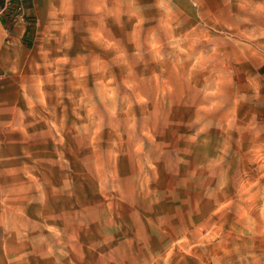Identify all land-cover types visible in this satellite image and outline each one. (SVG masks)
Instances as JSON below:
<instances>
[{"label": "clouds", "instance_id": "obj_1", "mask_svg": "<svg viewBox=\"0 0 264 264\" xmlns=\"http://www.w3.org/2000/svg\"><path fill=\"white\" fill-rule=\"evenodd\" d=\"M17 12L18 33L0 24V62L21 77L28 111L6 127L23 134L32 164L0 170V264H229L242 244L264 264L252 251L264 246V125L259 112L237 119L261 102L264 0H47ZM31 15L65 48L76 28L85 54L48 62L45 52L55 71L25 79ZM39 124L46 131L26 130ZM49 138L55 160L29 150ZM209 212L211 231L189 233Z\"/></svg>", "mask_w": 264, "mask_h": 264}, {"label": "rangeland", "instance_id": "obj_2", "mask_svg": "<svg viewBox=\"0 0 264 264\" xmlns=\"http://www.w3.org/2000/svg\"><path fill=\"white\" fill-rule=\"evenodd\" d=\"M47 0H40L39 7L43 9L45 7ZM131 27L134 28V24L131 25ZM32 33H30L29 38L26 41V46L24 47V52L20 55V69L22 76L25 79L30 78L33 73L40 75L41 77L47 76L49 71H55V68H45V56L44 53L47 52V61L48 62H54L61 59L63 56L67 55L69 59L73 62L77 60V58L81 55L85 54V42L86 38L81 35L80 32L76 30V28L72 29V39H71V45L68 48L63 47L64 44L68 43L67 40L64 39H51V40H45L44 39V29L42 28L40 32L38 33L37 30L32 29ZM52 35L59 38V32L56 30H53ZM57 49H61V51H57ZM30 54V56H29ZM70 66H65L63 69V72L65 74H68ZM259 75L260 77L264 78V67H261L259 69ZM17 77V80L19 81V84H21V77L14 75L13 77ZM244 80L246 82L247 80V73L244 75ZM45 91H50L51 89L48 86L44 87ZM5 96L13 97V104L14 108L7 109L4 114L8 116L10 119L2 122L0 124V142H2V146H0V156L3 157H11V159H7L4 161V163H0V170H3L4 168L8 167H14V168H20L23 167L25 164L31 165L32 160L28 159L24 155V148L25 145L22 143L24 137L23 134L19 131H12L10 128L6 127L7 125H15L19 122L20 117L17 112V110L27 113V103L23 98L22 89L20 87V92L18 94H10L7 93ZM261 102L255 105L251 106H245L242 105L240 109H238L237 112V119L239 121H242L244 123H247L248 120L251 119L252 112H259L260 119L258 120V123L261 125H264V80L261 81V92H260ZM64 103L66 105L69 104V101L65 100ZM251 109V110H250ZM63 110L60 108H57V114L62 112ZM69 115L71 116V113L69 112ZM32 122V118L25 115L24 117V123L25 125L30 124ZM47 126L44 124H39L35 128H27L26 130L31 135L32 133L37 132H43L46 131ZM215 135L218 137L219 134L215 133ZM234 138H235V134ZM262 139H264V135H262ZM249 140L245 141L244 145V151H247L248 147L250 146ZM30 151H32L34 154L38 153L41 157H50L51 159L55 160V152L53 151V143L51 139L49 138V143L44 146L40 147H31L29 148ZM209 157H214V152L209 150ZM58 171V169H57ZM35 175L39 176V173H34ZM47 175V173H45ZM230 176H232V172L229 173ZM249 175L251 179L256 178V174L254 172H249ZM261 184H264V180L260 181ZM5 187H11V184L5 185ZM235 189L231 186L229 187V196L234 197L235 196ZM214 210V209H213ZM28 216L30 219L37 218L35 217V213L31 210L28 211ZM211 215V212H209L207 215H204L202 218L199 216H194V224L195 227L189 226L188 231L189 233L195 232L200 228H207L208 231L202 232L201 236L207 235L209 231L216 225L217 221L219 220L218 216H211V219H208V216ZM254 218H258V213H254ZM228 220V223L225 224V230H229L233 226V222L235 220V216L230 214L228 217L225 218ZM237 230H239L240 226L235 225ZM236 233H233V237H235ZM188 239L190 241L194 242V237L189 236ZM167 243V241H165ZM245 243H250L247 241V238H245ZM252 251L255 253L256 256H264V246H262L259 242V240L256 241L255 247L252 249ZM249 253V249L245 247L243 244L240 246L239 253H233L230 257L229 264H241V261L243 259V264H251V261L247 258ZM185 259L188 261V264H200L199 261H196L194 258L190 256H186ZM204 259V264H209V261L207 258Z\"/></svg>", "mask_w": 264, "mask_h": 264}, {"label": "crops", "instance_id": "obj_3", "mask_svg": "<svg viewBox=\"0 0 264 264\" xmlns=\"http://www.w3.org/2000/svg\"><path fill=\"white\" fill-rule=\"evenodd\" d=\"M40 0H32V2L27 6L28 9H32L33 12L35 13V5H39ZM1 4V1H0ZM25 20L28 23V28L27 31L24 33L22 43L24 47L26 46V41L29 38L30 33H32V29H34L35 25V20L36 16L31 15V16H26ZM0 24H2L6 29L13 33H18L19 29L16 26V23H11L8 17L0 12ZM4 55L3 51H0V56ZM20 58H19V65H20ZM10 67V65H9ZM0 76L5 77L4 79H0V124L2 122L10 119L8 116L4 114V112L8 109L14 108L13 102V97H7L5 94L10 93V94H18L20 92V84L19 81L17 80V77H13L14 74L11 73L7 67L3 65L2 62H0Z\"/></svg>", "mask_w": 264, "mask_h": 264}, {"label": "built area", "instance_id": "obj_4", "mask_svg": "<svg viewBox=\"0 0 264 264\" xmlns=\"http://www.w3.org/2000/svg\"><path fill=\"white\" fill-rule=\"evenodd\" d=\"M0 12L5 14L11 23H16V17L18 15L17 8L22 3L27 7L32 0H0Z\"/></svg>", "mask_w": 264, "mask_h": 264}]
</instances>
